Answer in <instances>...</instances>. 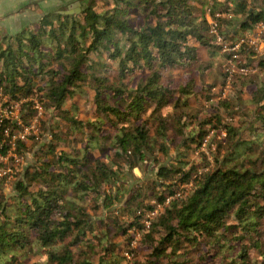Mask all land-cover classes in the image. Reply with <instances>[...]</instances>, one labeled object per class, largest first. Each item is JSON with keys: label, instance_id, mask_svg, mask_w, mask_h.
<instances>
[{"label": "trees", "instance_id": "trees-1", "mask_svg": "<svg viewBox=\"0 0 264 264\" xmlns=\"http://www.w3.org/2000/svg\"><path fill=\"white\" fill-rule=\"evenodd\" d=\"M78 2L79 12H46L13 32L0 25V102L8 113L19 105L17 117L0 115V157L13 145L17 153L37 146L12 194L0 187V264L33 256L37 264H264V55L255 82L223 71V84L233 74L243 88L254 85L252 119L239 125L192 109L198 92L162 80L165 70L198 63L199 49L210 50L206 69L226 58L207 17L230 12L215 18L233 43L264 24V0ZM85 97L92 113L84 120ZM35 104L49 115L47 136L12 140L36 116ZM212 128L224 129V152L213 165L192 160ZM73 142L80 145L60 148ZM169 146L170 163L115 209L128 221L91 216L95 199L112 205L108 189L127 190L125 168L157 163ZM144 197L155 202L144 205Z\"/></svg>", "mask_w": 264, "mask_h": 264}, {"label": "rangeland", "instance_id": "rangeland-1", "mask_svg": "<svg viewBox=\"0 0 264 264\" xmlns=\"http://www.w3.org/2000/svg\"><path fill=\"white\" fill-rule=\"evenodd\" d=\"M78 6V0H0V25L4 27L7 32H13L23 27V25L29 21L39 18L46 12L53 10L61 11ZM205 10L207 12V9ZM209 17L210 16L207 18ZM226 41L229 42V40ZM209 52V49H199L198 63H195L191 66L165 70L163 72L162 80L165 83L169 82L173 87H176L179 83H185L189 90L198 92V94H200L199 105L198 107H194L192 109L195 110L198 108L203 112H208L209 115H211V113H218L221 117L222 123L229 122L233 123L234 125H239V123L242 121L251 120L253 116L252 111L254 108L250 103L247 102V100L250 98V91L254 89V85H248L247 88H243L241 86L240 78H234L233 74L227 77L228 84H223V71H226L227 68L225 57H216L214 60H212V66L209 67V69H206L205 66L211 59ZM263 54L264 51H257L256 54L247 57L245 54H243V51L241 52V63L246 62L250 65V68H248L247 72L248 74L246 73L247 78H250L249 80L255 82L257 81L258 76H261L258 75L260 73H258L259 70L256 66L258 64L259 58ZM198 67L202 68L198 70ZM232 80L234 82H232ZM202 96H208L209 98L204 99ZM1 104L2 103L0 102L1 116L5 117L8 114L9 116H18L17 110L19 109V105H15V111L8 113L7 107L2 106ZM81 107L82 110L80 116L85 120V117L92 113V106L86 97L82 101ZM35 115H37V113H35ZM29 122L30 121H28V123H20V126H22L24 129L26 126L30 125ZM47 126L50 127V119L49 115L44 112L37 115V121L34 128H29L26 136H28V138H32V140H34L33 136H38L39 140H44V136L47 132L45 128ZM222 130L224 129H210L207 132V134H210L209 141L206 143L203 150L201 149L200 145L199 149L191 154L192 160H197L204 163L208 162L210 165H213L214 155H220L224 152L222 148L219 149V153L217 152L218 144L221 143L224 148L227 146L225 137L221 135ZM19 132V129L14 131L15 136H13L12 140H15ZM79 145L77 142H73L67 143L65 146H60V148H73L78 147ZM36 147V144L31 142L17 153L15 151V146L13 145L7 153V156L3 158L2 161L4 167H2L10 168L8 175H6L4 178L0 177L3 181L0 187L6 196L12 194L14 182L23 172L25 167L34 160ZM175 153L176 148L169 146L166 154L159 153L154 155L157 158V163H155L152 158H149L146 161L141 162L140 168L136 167L132 171L125 168L123 184L127 187V190H123L121 187L116 188L115 186L112 187V189H108L107 193L109 194L111 192L114 198L112 205L106 208L104 207L102 197L95 199L94 204L98 205L99 208H94V204H90L89 212L91 216H93L95 220H106L109 216L113 217L114 215H117L119 222L128 221L126 216L120 215L115 209L126 201L129 194L132 192L131 189L136 185V183H147L155 180L157 167L160 165L169 164ZM185 188L187 189L189 187L185 186ZM142 200L144 201V205L153 204L155 202L153 198L150 199L144 197ZM160 209L161 208H159V210ZM138 237L139 233L135 234V238ZM113 240L116 241L120 239L118 237H113ZM36 262L37 256H33L30 259H27L24 264H37Z\"/></svg>", "mask_w": 264, "mask_h": 264}, {"label": "built area", "instance_id": "built-area-1", "mask_svg": "<svg viewBox=\"0 0 264 264\" xmlns=\"http://www.w3.org/2000/svg\"><path fill=\"white\" fill-rule=\"evenodd\" d=\"M224 13L216 12L214 17H209V25L211 32L215 35L217 42L221 45V51L223 54H226V72L231 73H240V74H246L248 72V67L238 65L241 63L240 59V49L243 48L244 46H249L253 48V50L256 51H264V24L263 23H258L255 26V32L252 34H246L245 36L237 39L233 43H229L226 40L222 39V36L218 32V23L215 17H223ZM225 17H230V12H227L224 14ZM264 55V54H263ZM35 108L37 109V115L41 114V107L38 104H35ZM37 115L34 116L32 122L30 123L29 126H26L22 133H19L18 136L23 138L28 129L31 128L33 129L35 126V123L37 121ZM7 132V130H6ZM221 135L224 137L226 135L225 131H221ZM210 134H207L201 143V149H204V146L206 143L209 141ZM0 159H3L0 157ZM10 172V168H3V170L0 171V176L8 175ZM169 200V198L166 199V202ZM157 210L153 212H147L145 214V218L143 220L144 224L146 226L149 225L150 219L153 218L156 214Z\"/></svg>", "mask_w": 264, "mask_h": 264}, {"label": "water", "instance_id": "water-1", "mask_svg": "<svg viewBox=\"0 0 264 264\" xmlns=\"http://www.w3.org/2000/svg\"><path fill=\"white\" fill-rule=\"evenodd\" d=\"M79 10H80L79 7H75V8H70V9H67V10H61L60 12L69 14V13L79 12Z\"/></svg>", "mask_w": 264, "mask_h": 264}, {"label": "crops", "instance_id": "crops-1", "mask_svg": "<svg viewBox=\"0 0 264 264\" xmlns=\"http://www.w3.org/2000/svg\"><path fill=\"white\" fill-rule=\"evenodd\" d=\"M249 55V54H248Z\"/></svg>", "mask_w": 264, "mask_h": 264}]
</instances>
